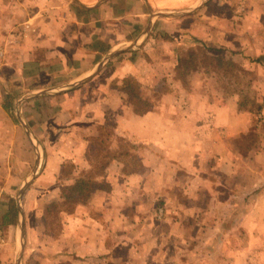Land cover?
I'll use <instances>...</instances> for the list:
<instances>
[{"label":"crops","instance_id":"obj_1","mask_svg":"<svg viewBox=\"0 0 264 264\" xmlns=\"http://www.w3.org/2000/svg\"><path fill=\"white\" fill-rule=\"evenodd\" d=\"M246 1L236 17L216 0H0V264H18V192L37 165L20 116L44 154L22 196L23 264L29 257L35 264H264V122L257 125L238 92L212 84V66L197 70L188 86L174 75L179 35L190 32L209 51L235 53L234 62L256 52L251 62L264 76V45L247 43V33L264 31V0ZM184 8L198 9L154 17L143 38L152 12ZM234 23L238 45L230 39ZM158 30L169 38L157 40ZM118 50L79 87L19 103L88 77ZM119 54L129 59L102 75ZM126 76L137 79L146 100L158 98L154 109L135 112ZM108 121L137 146L136 164L125 172L124 160L113 159L96 172L86 202L60 212L62 232L42 233L47 206L92 169L88 150ZM69 163L75 169L64 173ZM28 211L36 233L27 231Z\"/></svg>","mask_w":264,"mask_h":264},{"label":"rangeland","instance_id":"obj_2","mask_svg":"<svg viewBox=\"0 0 264 264\" xmlns=\"http://www.w3.org/2000/svg\"><path fill=\"white\" fill-rule=\"evenodd\" d=\"M220 1L221 7L220 10L225 11L227 14H234L236 17H238V14H242L243 16L247 11V5L245 3H248L246 0H216ZM245 1V3H244ZM217 3V2H215ZM241 7L240 11L238 12V8ZM189 9V8H184ZM180 9V10H184ZM214 9H218L217 7ZM165 11H170V9H164ZM173 11V10H172ZM199 12L196 11L195 13L191 14V16L197 15ZM231 21L237 22V18H231ZM235 19V20H234ZM234 30H235V37H221V40L226 42V38L234 39L241 37L242 35L238 32L240 31L239 27L234 23ZM165 30H158L157 34L155 35V38L159 40L160 38H169L167 33L163 32ZM253 33V32H252ZM180 39L184 40L181 42L182 46H179L176 48V52L179 58V69L178 66L175 69L174 75L176 78L182 83L184 86H188L190 81L189 78L196 73L197 70L200 68L206 70V67H213L216 74L214 75L212 79V84L214 86H221L225 88L228 92L236 91L240 94V105L248 108L252 113H254L257 125H259L261 122H264V76L260 69H258L257 66L253 65L251 62V59L255 61L259 56L255 53L250 55L249 53L245 52L243 53V59H246L247 62H234L233 59L234 55H232L229 52L223 51V47L215 46L213 47V50H207L206 49V43L203 40L201 43H197V37H194L190 32H184L181 33ZM220 36H223L221 34ZM248 42L252 41L251 45H254L255 43L254 38H258V44L264 45V31L262 30L260 33L257 34H250L247 33ZM220 40V42L216 41V45H226L223 44V42ZM238 45V40H233ZM257 41V39H256ZM154 42V41H153ZM152 42V43H153ZM157 43V42H156ZM191 45H198L201 48L196 49L192 48ZM205 45V47H203ZM208 48V47H207ZM136 51V50H134ZM129 56L126 54H119L117 55V58H115V61L109 62L106 67L105 71L102 73V75L109 74L112 72L113 69H115L117 66H113L115 62H124L128 60ZM132 57V56H131ZM262 59V58H261ZM180 60H182V63H180ZM124 62L123 64H125ZM184 74L182 77L179 73ZM213 73V71H212ZM262 78V81H254L255 79ZM131 79L132 82H134L136 85L139 83L135 77H125ZM125 79L122 80L125 85ZM184 80V82L182 81ZM261 85V86H260ZM141 86L140 84L137 86L136 92L140 94ZM156 95V93L154 94ZM151 103L156 104L158 102L157 97H152L151 100H148ZM41 132V130H39ZM260 133H264V128L260 129ZM254 134H251V136L246 139L245 145L250 146L249 142L254 140ZM27 216V231H34L36 233V227H37V220L34 219L32 212L28 211L26 212ZM34 219V220H33ZM40 226L38 230L40 229L42 233H47L50 235H58L62 232V216L61 213L57 211L51 212L47 214V217H45L42 221H39ZM20 251V250H19ZM18 251V252H19ZM38 259L39 257H33ZM36 261L33 259L31 260L30 257L28 258L27 264H35Z\"/></svg>","mask_w":264,"mask_h":264},{"label":"trees","instance_id":"obj_3","mask_svg":"<svg viewBox=\"0 0 264 264\" xmlns=\"http://www.w3.org/2000/svg\"><path fill=\"white\" fill-rule=\"evenodd\" d=\"M180 63H182V60H180ZM179 74L182 77L184 76L182 72ZM182 81L184 82L183 79ZM138 85L139 83L136 85L131 79L126 78L124 89L132 101L135 112L142 114L154 109V103L147 101L141 93H135ZM114 126L113 122L108 121L100 127V136L88 150L92 169L84 171L74 185L64 187L62 192L64 200L49 204L47 206V214L57 210L58 212L69 211L76 207L78 203L86 202L88 193L96 187L94 179L96 172L106 169L113 159L120 158L124 160L126 164L125 172H130L133 169L136 164V157L131 154V150L136 151L137 146L125 138L117 137L114 132ZM74 169L75 165L69 163L63 172L72 173ZM14 210L16 212L15 207Z\"/></svg>","mask_w":264,"mask_h":264},{"label":"water","instance_id":"obj_4","mask_svg":"<svg viewBox=\"0 0 264 264\" xmlns=\"http://www.w3.org/2000/svg\"><path fill=\"white\" fill-rule=\"evenodd\" d=\"M199 6H201V4L198 5V7ZM196 9H198V8L184 9V10H173V11L172 10H170V11L161 10V11L152 12L151 22L149 25L150 27L148 26V28L144 32L143 38L146 39L150 35L151 26H152V19L154 17H156V16H183V15L190 14V13L194 12ZM120 51L121 50H118L116 52H113V53L107 55V57L94 68V70L92 71V73L88 77H86L80 81H77L76 83L69 84V85H61L58 87L39 90L38 92H36L32 95L24 96V98L22 100H20L19 103L21 104L22 102H24V101H26V100L30 99L31 97H34V96L43 95V94H57V93H62V92L69 91V90H72V89L79 87L80 85L84 84L85 82H87L88 80L93 78L95 75H97L99 73V71L102 69V67L104 66L105 62L108 60V58H110L114 54H117ZM20 121L22 122L31 142L33 143L35 151L37 153L36 171L21 186V188L18 192V204H17L18 228L20 229V232L22 235V248H21V251H20L19 257H18V264H23V260L25 258V253H26V236H27V233H26L25 221L23 219L22 196H23L25 190L30 186V184L33 182L34 178L38 175L39 171L41 170L44 154H43V149H42L41 144L37 140V138L34 135V133L32 132V130L29 128L26 120L20 116Z\"/></svg>","mask_w":264,"mask_h":264}]
</instances>
